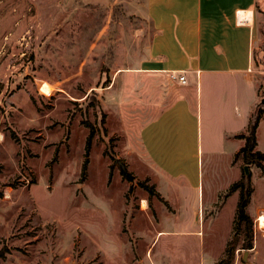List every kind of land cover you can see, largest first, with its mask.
Wrapping results in <instances>:
<instances>
[{
    "label": "rangeland",
    "instance_id": "1",
    "mask_svg": "<svg viewBox=\"0 0 264 264\" xmlns=\"http://www.w3.org/2000/svg\"><path fill=\"white\" fill-rule=\"evenodd\" d=\"M145 1L0 0V264H215L223 257L239 194L222 209L217 192L242 177L235 157L244 139L205 117L200 188L170 186L139 154L140 130L157 108L143 105V89L125 90L120 103L119 82L109 88L146 53ZM255 58L263 70L264 32ZM88 123L96 132L83 177ZM249 167L247 211L258 235L248 263L264 264L257 222L264 169ZM237 237L233 264H248Z\"/></svg>",
    "mask_w": 264,
    "mask_h": 264
},
{
    "label": "crops",
    "instance_id": "2",
    "mask_svg": "<svg viewBox=\"0 0 264 264\" xmlns=\"http://www.w3.org/2000/svg\"><path fill=\"white\" fill-rule=\"evenodd\" d=\"M142 4L152 27L146 53L137 67L121 70L109 88L119 82L120 103L125 90L140 93L143 89V105L157 110L140 130V156L170 186L181 183L199 189L203 119L227 123L223 132L228 135L243 133L252 114L264 106H259L264 69L257 67L255 58L264 32V0H146ZM171 74L185 75L186 82ZM257 140L264 151V115Z\"/></svg>",
    "mask_w": 264,
    "mask_h": 264
},
{
    "label": "trees",
    "instance_id": "3",
    "mask_svg": "<svg viewBox=\"0 0 264 264\" xmlns=\"http://www.w3.org/2000/svg\"><path fill=\"white\" fill-rule=\"evenodd\" d=\"M262 96H264V90L262 89ZM264 115V106L259 107L255 113L252 114L247 129L243 133H239L236 136L244 139V145L239 148L236 153L235 160H241L243 163V168L245 165H255L261 169H264V151L258 150L257 145V128L261 118ZM103 122L104 119H103ZM90 129L89 136L87 138V152L85 162L83 164V177L87 174V166L89 163V153L92 146V141L95 135V128L91 123L86 124ZM244 170V169H243ZM122 174H126L127 171L125 168L121 169ZM154 185L148 187L152 192H154ZM253 186L251 180L246 181L245 171L242 174V177L234 181L226 190L222 191L219 194L220 206H223L226 200L235 192H238V202L236 207V213L233 219V229L232 236L228 241L224 255L219 259L215 264H233V258L235 254L234 238L235 236L241 238L240 248L244 250H251L254 248L255 243V228H254V219L248 213L247 208L251 201V196L253 194ZM155 193V192H154ZM153 193V194H154ZM237 237V238H238ZM238 238V240H240ZM240 243V242H238ZM6 251L4 249L0 250V257H4Z\"/></svg>",
    "mask_w": 264,
    "mask_h": 264
},
{
    "label": "water",
    "instance_id": "4",
    "mask_svg": "<svg viewBox=\"0 0 264 264\" xmlns=\"http://www.w3.org/2000/svg\"><path fill=\"white\" fill-rule=\"evenodd\" d=\"M94 100L96 101L97 105H99L98 103V100L96 98L95 95H91V98H90V101L91 100ZM264 105V97L261 99L260 103H259V106H263ZM244 171H245V176H246V181L248 182L250 180V177H251V171H250V167L249 165H245L244 166ZM249 253H250V250H245L244 251V256H243V259L246 263H248V256H249ZM248 264H252L251 262H249Z\"/></svg>",
    "mask_w": 264,
    "mask_h": 264
},
{
    "label": "bare ground",
    "instance_id": "5",
    "mask_svg": "<svg viewBox=\"0 0 264 264\" xmlns=\"http://www.w3.org/2000/svg\"><path fill=\"white\" fill-rule=\"evenodd\" d=\"M257 222L260 225V227H264V213H261L258 218H257Z\"/></svg>",
    "mask_w": 264,
    "mask_h": 264
},
{
    "label": "built area",
    "instance_id": "6",
    "mask_svg": "<svg viewBox=\"0 0 264 264\" xmlns=\"http://www.w3.org/2000/svg\"><path fill=\"white\" fill-rule=\"evenodd\" d=\"M171 77L172 78H178L179 81L182 82V83H185L186 82V77L183 74L182 75H179V76L178 75L171 74Z\"/></svg>",
    "mask_w": 264,
    "mask_h": 264
}]
</instances>
